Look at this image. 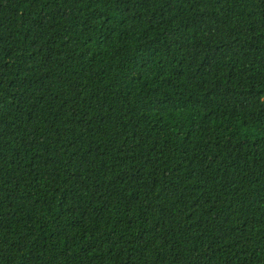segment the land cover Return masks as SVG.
<instances>
[{
	"label": "trees",
	"instance_id": "16d2710c",
	"mask_svg": "<svg viewBox=\"0 0 264 264\" xmlns=\"http://www.w3.org/2000/svg\"><path fill=\"white\" fill-rule=\"evenodd\" d=\"M0 264H264V0H0Z\"/></svg>",
	"mask_w": 264,
	"mask_h": 264
}]
</instances>
